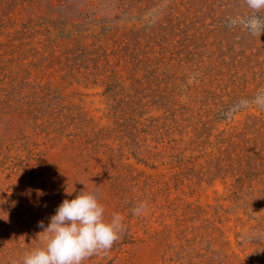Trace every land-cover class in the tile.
<instances>
[{
	"label": "rangeland",
	"instance_id": "374dc122",
	"mask_svg": "<svg viewBox=\"0 0 264 264\" xmlns=\"http://www.w3.org/2000/svg\"><path fill=\"white\" fill-rule=\"evenodd\" d=\"M253 15L247 0H0V264L43 247L39 222L82 190L123 223L83 264H264Z\"/></svg>",
	"mask_w": 264,
	"mask_h": 264
},
{
	"label": "clouds",
	"instance_id": "9594fccd",
	"mask_svg": "<svg viewBox=\"0 0 264 264\" xmlns=\"http://www.w3.org/2000/svg\"><path fill=\"white\" fill-rule=\"evenodd\" d=\"M247 5L259 12L264 9V0H247ZM245 24L253 34L264 33V19L260 16H251ZM145 208L146 204L141 202L133 214L139 215ZM104 213L96 196L83 190L74 199L63 200L47 226L43 221L38 224L43 229L38 236L43 238L44 246L26 253L22 264H83L86 258L111 249L123 231L122 217L114 213L106 221Z\"/></svg>",
	"mask_w": 264,
	"mask_h": 264
}]
</instances>
